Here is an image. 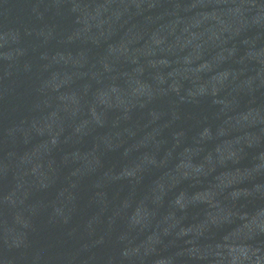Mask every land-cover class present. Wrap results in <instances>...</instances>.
I'll list each match as a JSON object with an SVG mask.
<instances>
[{"label": "water", "instance_id": "1", "mask_svg": "<svg viewBox=\"0 0 264 264\" xmlns=\"http://www.w3.org/2000/svg\"><path fill=\"white\" fill-rule=\"evenodd\" d=\"M0 264H264V0H0Z\"/></svg>", "mask_w": 264, "mask_h": 264}]
</instances>
